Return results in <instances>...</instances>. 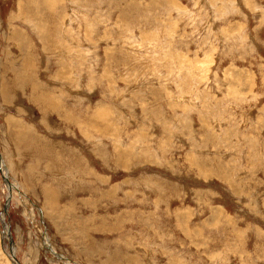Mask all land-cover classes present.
Here are the masks:
<instances>
[{"label": "rangeland", "instance_id": "rangeland-1", "mask_svg": "<svg viewBox=\"0 0 264 264\" xmlns=\"http://www.w3.org/2000/svg\"><path fill=\"white\" fill-rule=\"evenodd\" d=\"M0 156V264H264V0H0Z\"/></svg>", "mask_w": 264, "mask_h": 264}, {"label": "bare ground", "instance_id": "bare-ground-1", "mask_svg": "<svg viewBox=\"0 0 264 264\" xmlns=\"http://www.w3.org/2000/svg\"><path fill=\"white\" fill-rule=\"evenodd\" d=\"M1 162H2V160H1V156H0V169H1ZM3 177H4V179H5V181H7L8 180V182H9V179H8V176H7V173H6V169H4V175H3ZM9 197H10V193L8 194V198H7V201H6V207H8V205H9ZM1 221H2V224H3V226H4V228H5V230L7 231L6 232V235L8 236V238L10 237V231H9V229H8V227H7V225H6V223L4 222V214L2 213V216H1ZM45 237V236H44ZM46 241H47V239H46ZM13 245V244H12ZM11 245V246H12ZM51 249V248H50ZM52 251H53V249H51ZM11 251H12V254H11V256L10 257H12L13 258V262H14V264H17V261L15 260V258H14V248L13 249H11ZM50 253H52V254H54L55 256H57V254H55V251H53V252H51L50 251ZM11 258V259H12ZM57 258H58V256H57ZM60 258V257H59Z\"/></svg>", "mask_w": 264, "mask_h": 264}, {"label": "water", "instance_id": "water-1", "mask_svg": "<svg viewBox=\"0 0 264 264\" xmlns=\"http://www.w3.org/2000/svg\"><path fill=\"white\" fill-rule=\"evenodd\" d=\"M3 211H7V207L6 206L3 207Z\"/></svg>", "mask_w": 264, "mask_h": 264}]
</instances>
